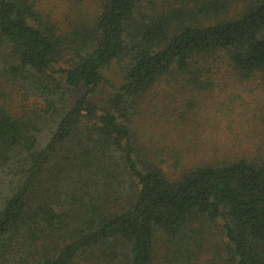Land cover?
<instances>
[{
  "label": "trees",
  "instance_id": "1",
  "mask_svg": "<svg viewBox=\"0 0 264 264\" xmlns=\"http://www.w3.org/2000/svg\"><path fill=\"white\" fill-rule=\"evenodd\" d=\"M0 264H264V0H0Z\"/></svg>",
  "mask_w": 264,
  "mask_h": 264
},
{
  "label": "rangeland",
  "instance_id": "2",
  "mask_svg": "<svg viewBox=\"0 0 264 264\" xmlns=\"http://www.w3.org/2000/svg\"><path fill=\"white\" fill-rule=\"evenodd\" d=\"M122 65L115 61L104 70L105 80L97 93L91 96V99L103 104L105 97L110 92L112 84H118L123 76ZM233 83L229 86H220L217 89L202 90V101L196 104L195 115L201 112L199 117L194 118L196 123L193 124V131L199 132L200 135L215 134L217 137L232 136L230 133L233 131L237 135L244 127L248 125L247 120L253 122V117H249L258 109V98L260 90L256 87L246 90L249 86L244 84L243 88L240 87L242 83L238 80L232 79ZM242 86V85H241ZM253 89H256L253 91ZM220 90V91H219ZM248 101V103H247ZM230 124V128L226 126ZM236 140L241 139L234 136ZM232 137L228 142L234 145L230 149L234 154H244L248 152L247 140L241 139L243 142L232 141ZM198 139V137H197ZM247 152H246V151ZM249 154V153H248Z\"/></svg>",
  "mask_w": 264,
  "mask_h": 264
}]
</instances>
